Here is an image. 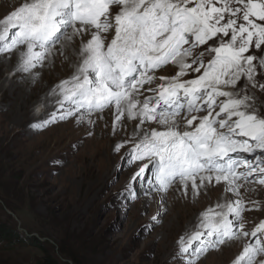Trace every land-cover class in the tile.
<instances>
[{"label":"snow or ice","instance_id":"1","mask_svg":"<svg viewBox=\"0 0 264 264\" xmlns=\"http://www.w3.org/2000/svg\"><path fill=\"white\" fill-rule=\"evenodd\" d=\"M69 49L74 71L30 127L94 126L107 111L120 136L113 151L132 171L111 207L144 198L147 215L158 197L148 233L170 189L198 197L222 185L178 237L176 264L229 242H240L231 264H264V219L249 227L244 215L261 209L264 187V0H22L0 16V55L16 54L17 71ZM169 65L174 74H160Z\"/></svg>","mask_w":264,"mask_h":264},{"label":"rangeland","instance_id":"2","mask_svg":"<svg viewBox=\"0 0 264 264\" xmlns=\"http://www.w3.org/2000/svg\"><path fill=\"white\" fill-rule=\"evenodd\" d=\"M18 63L3 68V79L11 80ZM175 70L169 65L160 74L171 75ZM34 96L26 107L37 119L44 107L39 95ZM12 98L9 91H0V222L21 235L39 237L61 264H176L177 248L169 235L170 227L178 225L176 212L170 210L174 194H164L166 215L162 213V223L145 233L143 226L158 210V197L152 200L147 215H142L144 198L132 202L127 210L124 205L110 206L113 194L132 175L123 165L121 153L113 151L116 143L103 141L94 157L90 144L84 146L88 138L85 128L82 131L81 124H72L74 131L66 130L55 144L52 128L72 120L35 128L30 134L23 133L22 127L13 129L9 123ZM93 117L101 120L106 115ZM94 136L98 139L99 132ZM43 142H51L44 151ZM254 198L264 205V198ZM234 245L230 242L228 247ZM219 250L209 251L198 264H216L213 256ZM42 256L28 245H0L2 264H36Z\"/></svg>","mask_w":264,"mask_h":264},{"label":"bare ground","instance_id":"3","mask_svg":"<svg viewBox=\"0 0 264 264\" xmlns=\"http://www.w3.org/2000/svg\"><path fill=\"white\" fill-rule=\"evenodd\" d=\"M19 3H22V0H0V16H3L14 5ZM65 56H67V59H65ZM17 61L19 60L16 54H12L10 58H7V54L0 55V91L3 93L9 91L11 97H13L9 112V123L14 126L13 129H15V127H22L24 128L22 130L23 133L26 131L30 134L33 129H35L30 127V125L34 122L46 119L49 113L53 111L51 101L55 100L56 97L50 96L49 93L60 81L68 79L72 75L74 71L73 66L77 61V57L72 54L71 49L67 50L65 55L54 53L49 60L45 61L43 66L33 69L30 73L16 70L13 77L8 82L7 79H3V68H8L17 63ZM34 95H39L41 105L44 107V110L40 113V116L37 119L29 114L26 107ZM103 115H106V117L101 120L92 117V119L95 120L94 126L89 123H83L80 127L81 130L85 128L84 132L87 133L88 136L84 146L90 144L88 148L92 147L91 151H93L94 157L99 153L100 145L103 141L108 140L117 143L120 139L119 135L114 136L112 134L111 123L113 117L111 114L106 111ZM128 123L131 125L132 122ZM72 124L79 125L72 120L67 124H57L52 128L54 130V136L56 137L54 139L55 144L64 136L66 130H68V132L69 130L70 132L74 131ZM106 124L108 125L107 127L105 126ZM2 127L3 126H0V128ZM95 131L99 132L98 139L94 136ZM89 132L92 134L88 135ZM120 135H122V133ZM30 141L32 140H29V142ZM47 142L45 144L43 142L41 146L43 147L42 151L46 150L47 145L51 143ZM55 144L52 148L56 146ZM57 148H54V150ZM130 172L132 173L131 170ZM222 189V185H217L215 188H209L207 192L202 190L198 197L194 196L191 192H189L188 196H184L182 192L177 191L175 188L169 190L174 194V200L170 203V210L171 212H176V220L178 223V225L170 227L169 235L171 236V244L176 245L177 248L176 241L178 237L186 230H189L191 226L197 222V218L201 212L214 206L221 200L224 195ZM254 195H258V199L264 198V189L257 186V193ZM263 214L264 205L261 206L259 211L253 210L245 213V217L252 220V223H249L248 226L252 227L253 223H258L261 219H264ZM253 216H257V218L254 219ZM229 243L222 245L218 253L213 256L214 262H217L216 264H229L230 261L232 262L235 255L238 254L240 250V242H235L233 248L228 247Z\"/></svg>","mask_w":264,"mask_h":264},{"label":"trees","instance_id":"4","mask_svg":"<svg viewBox=\"0 0 264 264\" xmlns=\"http://www.w3.org/2000/svg\"><path fill=\"white\" fill-rule=\"evenodd\" d=\"M24 244L40 250L43 254L36 264H61L48 249L45 248L39 237L21 235L5 223L0 222V245ZM2 264V263H0Z\"/></svg>","mask_w":264,"mask_h":264}]
</instances>
